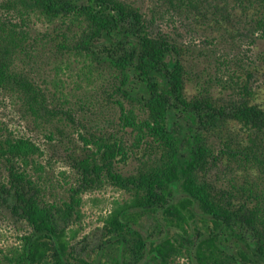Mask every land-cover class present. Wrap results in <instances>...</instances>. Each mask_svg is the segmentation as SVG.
<instances>
[{"label":"trees","instance_id":"trees-1","mask_svg":"<svg viewBox=\"0 0 264 264\" xmlns=\"http://www.w3.org/2000/svg\"><path fill=\"white\" fill-rule=\"evenodd\" d=\"M162 3L147 16L127 0H0V93L50 134L63 135L64 121L88 132L71 158L75 181L60 193L38 145L0 125V210L28 228L18 246L0 249V264H264V57L220 55L197 80L195 60L158 25L168 15L192 21L206 42L255 43L264 0ZM32 18L51 29L32 37ZM43 53L54 72L75 71L85 101L111 109L100 131L71 96L47 87L57 79L43 87L27 71ZM106 184L127 199L92 244L76 242L82 195Z\"/></svg>","mask_w":264,"mask_h":264},{"label":"rangeland","instance_id":"rangeland-1","mask_svg":"<svg viewBox=\"0 0 264 264\" xmlns=\"http://www.w3.org/2000/svg\"><path fill=\"white\" fill-rule=\"evenodd\" d=\"M137 4L143 12L150 16L152 12H164L162 0H127ZM28 30L32 37L39 38L44 32L51 29L43 20L32 18L29 20ZM159 28L163 32L168 33L173 39L183 46L188 56L196 64L190 68V74L193 78L206 76V73L214 71L217 60L220 55L227 58H241L245 61H257L259 56L264 57V39L256 40L255 43L232 42L228 39L226 42L218 43L207 36V42L204 40L205 33L202 30L195 29L192 21L180 20L178 18H170L168 15L165 18H159ZM211 51L213 53H211ZM207 54L209 55L208 57ZM205 55V57H202ZM197 58V60L195 59ZM25 68L34 75L37 82L44 87V83L51 82L54 78L57 79L55 89L53 86H47L51 91L57 92L60 95L71 96V102L77 103L74 105L78 111L79 118H83L88 124L86 127L92 128L96 132L100 131V121L103 116L112 113L109 107L102 108L99 112L89 100L85 101L82 96L84 90L83 83L77 78L75 71L70 72L65 66H61L60 70L54 72L51 64H44V53L37 56L35 59L27 62ZM23 66V65H22ZM45 66V67H44ZM44 81V82H42ZM260 81H264L260 79ZM81 97L83 102H75L77 97ZM73 97V98H72ZM263 99V97H262ZM79 107H83L82 110ZM65 122V121H64ZM58 124L62 129L63 135L56 132L50 134L48 125H34L30 117L25 116L19 103L15 99H10L0 93V125L13 136L27 137L32 139L40 148L41 155L38 161L43 167V175L49 178L50 184L56 187L60 193H63L75 181V171L71 168V158L80 154L84 143L79 134L88 136V132L84 129L74 127L68 122ZM56 131L55 129H53ZM80 132V133H79ZM135 163H131L128 168H132ZM127 199V195L122 191L110 185H103L102 188L91 192H86L82 195V203L80 207V219L74 226L78 229V237L76 242L87 237L90 244L99 233L102 225V219L106 217L109 211L114 206L115 202H123ZM149 222H144L143 226H149ZM28 231L27 226L20 220L14 218L10 214L0 210V249L6 251L16 247L20 243V237ZM141 232L146 235L144 229ZM95 243V242H94ZM80 247V244L77 245ZM171 264H193L186 256L175 257Z\"/></svg>","mask_w":264,"mask_h":264}]
</instances>
